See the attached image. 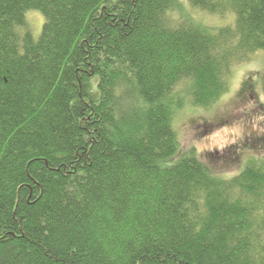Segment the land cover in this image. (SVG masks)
Returning <instances> with one entry per match:
<instances>
[{"label": "trees", "instance_id": "1", "mask_svg": "<svg viewBox=\"0 0 264 264\" xmlns=\"http://www.w3.org/2000/svg\"><path fill=\"white\" fill-rule=\"evenodd\" d=\"M178 2L0 0V264H264V157L170 163L177 112L264 50V0H191L217 28Z\"/></svg>", "mask_w": 264, "mask_h": 264}, {"label": "rangeland", "instance_id": "2", "mask_svg": "<svg viewBox=\"0 0 264 264\" xmlns=\"http://www.w3.org/2000/svg\"><path fill=\"white\" fill-rule=\"evenodd\" d=\"M178 4L179 8L170 12L175 19L196 17L213 28L235 24L234 12L210 13L193 6L191 0H179ZM25 17L28 30L39 37L45 21L43 13L29 9ZM19 30L26 29L20 26ZM263 71L264 50H258L250 60L234 66L231 89L215 104L206 108L188 104L179 110L174 126L181 148L170 163L194 149L214 172L233 174L245 166L248 158L264 157Z\"/></svg>", "mask_w": 264, "mask_h": 264}]
</instances>
